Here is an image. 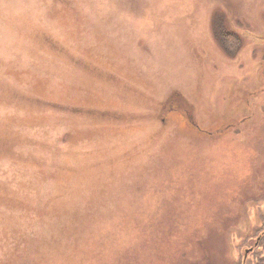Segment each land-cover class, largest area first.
Returning <instances> with one entry per match:
<instances>
[{"label": "rangeland", "instance_id": "374dc122", "mask_svg": "<svg viewBox=\"0 0 264 264\" xmlns=\"http://www.w3.org/2000/svg\"><path fill=\"white\" fill-rule=\"evenodd\" d=\"M263 197L264 0H0V264H248Z\"/></svg>", "mask_w": 264, "mask_h": 264}, {"label": "flooded vegetation", "instance_id": "af4514ba", "mask_svg": "<svg viewBox=\"0 0 264 264\" xmlns=\"http://www.w3.org/2000/svg\"><path fill=\"white\" fill-rule=\"evenodd\" d=\"M259 212L263 213L259 214ZM256 214L257 226L255 225L250 236H248L247 240L244 242L247 246L243 249L242 259L246 260L248 255H250L248 264H264V197L257 201Z\"/></svg>", "mask_w": 264, "mask_h": 264}, {"label": "trees", "instance_id": "16d2710c", "mask_svg": "<svg viewBox=\"0 0 264 264\" xmlns=\"http://www.w3.org/2000/svg\"><path fill=\"white\" fill-rule=\"evenodd\" d=\"M219 37L222 43V47L226 52L230 54L235 52L237 46H239V44L237 43L238 39L235 36L228 34L226 32H222L219 34Z\"/></svg>", "mask_w": 264, "mask_h": 264}]
</instances>
